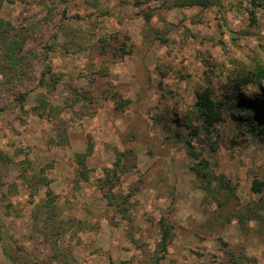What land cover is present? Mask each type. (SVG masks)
<instances>
[{"label": "rangeland", "instance_id": "374dc122", "mask_svg": "<svg viewBox=\"0 0 264 264\" xmlns=\"http://www.w3.org/2000/svg\"><path fill=\"white\" fill-rule=\"evenodd\" d=\"M164 1L4 4L26 64L10 70L0 31V152L11 159L0 165V264H155L162 218L174 236L160 264H234L231 254L264 264V221L239 220L248 206L263 205L264 217V189L253 190L264 182V139L236 125L230 104L225 122L197 137L180 124L205 128L191 112L208 89L215 101L239 93L264 110L252 95L264 82L234 83L264 66V0H218L203 11ZM69 38L85 48L54 47ZM47 51L56 89L39 86ZM75 87L90 89L75 113L36 114L42 99L64 107ZM63 126L69 141L57 145ZM90 143L85 170L78 155ZM191 149L208 177L193 170Z\"/></svg>", "mask_w": 264, "mask_h": 264}, {"label": "trees", "instance_id": "16d2710c", "mask_svg": "<svg viewBox=\"0 0 264 264\" xmlns=\"http://www.w3.org/2000/svg\"><path fill=\"white\" fill-rule=\"evenodd\" d=\"M14 0H0V14L2 11V8L5 3H13ZM218 0H174L171 2L170 0L164 1V5L168 9L172 8H185V7H200L203 10H209L212 6H214ZM141 3V2H140ZM171 3V4H169ZM153 13V12H152ZM252 16H254V12L251 13ZM152 14L149 13L147 15V21L148 23L151 22ZM0 30L3 35L6 36V38L10 39V41H6L7 45L4 48V55L3 57L6 59V61L9 63L8 65H11L10 70L19 73V69L26 64V58L21 55V52L23 51V45H24V39L21 38L19 35L13 33L12 34V25L10 22L4 20L0 16ZM162 41L167 42V40L162 39ZM54 47H59L62 50V53L66 55H75L78 54L81 50H83L85 47H81L77 45L76 40L74 38H69L66 40V43L62 46L56 45L54 43ZM50 48H47L49 50ZM48 51L47 54L43 60V64H45V70L42 73V77L39 81V86L41 88H45L47 86L53 87L56 89L58 84L60 83V80L57 78H52L50 81H47V77L51 74H53L52 67L50 63L48 62ZM264 82V66H260L256 68L253 71L248 72L247 74H240L238 79L235 80V87L240 90H242L245 86L250 85H258L261 86V84ZM74 91L76 94L73 96V98H69L66 102L64 107H57L50 103H48L46 100H39L40 105L35 109L36 114L40 118H45L47 115H58L59 111H64L65 109L71 110L75 113V104L77 102H80L82 100H85V95L87 94L90 89L84 88V87H75ZM253 96H257L259 101H264V91L261 87H259V90L256 93L252 92ZM27 94H23L20 99V106L23 109L25 107ZM253 99V98H252ZM226 104L231 105V117L233 118L234 122L238 127H243L246 130L250 131L251 134H254L256 136H259L260 138L264 139V110L261 109L259 102H254L253 100L245 101L241 95L235 94L228 95L224 97V101H215L212 97V90L208 89L203 94L199 95V99L197 104L195 105V111L191 112L193 114V119L197 118H203L204 123L206 124L205 128L201 126H196L195 128L192 126V120L191 118H188V121L180 123L183 127H187L189 129H193V137H197L199 133L204 131L205 129L210 131V129H215V125L218 122H225V117L223 116V107ZM68 127L63 126L62 132L58 134V138L60 139L57 145L61 144H67L69 141L68 136ZM210 133V132H208ZM52 143L55 140H51ZM190 148H192L190 146ZM93 153V144L90 143L89 148L85 154H79L78 155V163L82 166H84V169H87L86 166V159L91 156ZM190 154L195 157V159L198 161L196 165L193 167V170L197 172L199 176L202 177H208V175L205 173V169L208 168L207 164L208 162L204 159H200L201 154H198L194 149L190 150ZM11 162V159L9 156H7L5 153L0 152V165L4 163ZM119 165V164H118ZM111 172L110 170H107V173ZM81 176L84 177V179L88 180V173L81 171ZM40 178L36 181V185H41L43 183V179ZM106 184V183H105ZM44 185V184H43ZM264 189V182L263 181H257L255 182L253 186V190L256 193H260ZM51 193L48 194L50 196ZM128 197L125 196L123 199L124 202H127ZM53 204L52 200H48V205ZM44 206V205H42ZM246 208H248L246 210ZM245 209V210H243ZM241 209L240 211H246L245 218L243 216H240L239 220L242 225H245V220H263L264 217L262 214L263 211V205L259 206L257 209L250 208V206L245 207ZM160 230H161V241L159 243V249L160 252L163 253L161 256L158 257L155 264H160L162 260L165 259V254L168 250L169 245L171 244L172 238L174 236V227L171 226L165 218H162L159 222ZM0 234H1V225H0ZM1 240V235H0ZM230 263L234 264H258V259L256 257H250L246 254L238 255V254H231V260Z\"/></svg>", "mask_w": 264, "mask_h": 264}]
</instances>
